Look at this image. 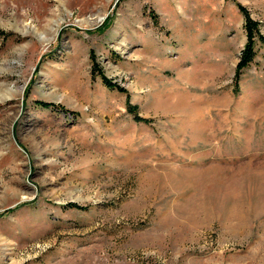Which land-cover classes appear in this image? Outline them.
Segmentation results:
<instances>
[{
    "label": "rangeland",
    "instance_id": "obj_1",
    "mask_svg": "<svg viewBox=\"0 0 264 264\" xmlns=\"http://www.w3.org/2000/svg\"><path fill=\"white\" fill-rule=\"evenodd\" d=\"M238 3L0 0V264H264Z\"/></svg>",
    "mask_w": 264,
    "mask_h": 264
},
{
    "label": "trees",
    "instance_id": "obj_2",
    "mask_svg": "<svg viewBox=\"0 0 264 264\" xmlns=\"http://www.w3.org/2000/svg\"><path fill=\"white\" fill-rule=\"evenodd\" d=\"M238 6L244 16V27L247 34V41L242 49L240 60L237 63L236 66V74L235 78L238 79L240 77L241 72L248 68L250 64L253 62L256 54H257V43L258 41L264 44V32L261 28V22L258 19H255L252 15L250 10L244 6L243 4L238 3ZM103 83L107 85L111 89H118V90H124L121 86H119L117 83H113L112 80L108 79L104 74L101 75ZM40 104L45 107H51L55 106V103L53 102H47V101H40ZM76 205V204H74Z\"/></svg>",
    "mask_w": 264,
    "mask_h": 264
}]
</instances>
